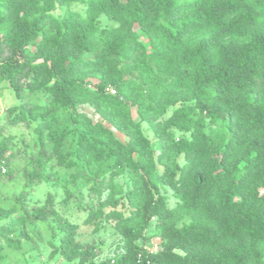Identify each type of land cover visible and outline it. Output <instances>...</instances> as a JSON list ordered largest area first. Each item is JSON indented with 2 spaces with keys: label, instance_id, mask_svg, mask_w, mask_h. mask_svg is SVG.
I'll return each mask as SVG.
<instances>
[{
  "label": "trees",
  "instance_id": "16d2710c",
  "mask_svg": "<svg viewBox=\"0 0 264 264\" xmlns=\"http://www.w3.org/2000/svg\"><path fill=\"white\" fill-rule=\"evenodd\" d=\"M0 81L36 147L25 190L0 197V264H49L44 247L64 264H264V0H0ZM56 167L71 172L58 207L27 208ZM107 225L120 246L96 262L79 228ZM150 229L156 253L138 244Z\"/></svg>",
  "mask_w": 264,
  "mask_h": 264
},
{
  "label": "rangeland",
  "instance_id": "374dc122",
  "mask_svg": "<svg viewBox=\"0 0 264 264\" xmlns=\"http://www.w3.org/2000/svg\"><path fill=\"white\" fill-rule=\"evenodd\" d=\"M72 10L82 12L83 9L81 6L73 5L71 7ZM57 13V12H56ZM101 24H108L105 19H101ZM33 104H43L45 102V98L42 94L36 93L32 96ZM15 104V99L7 87V85L0 81V127L3 129V134L1 138L10 137V143L12 147V151L16 154L15 158L12 160L10 164V169L14 174V178L11 181L6 180L5 178H0V197H11L12 195L19 194L25 190V180L23 177V169L25 167V158L30 155L35 154V136L30 129H27L23 126L10 127L7 124L6 119V110L10 106ZM80 112L88 115L94 122L99 121V117L93 113V110L89 106H82L79 108ZM133 116L135 120H137L135 111L133 110ZM142 129L147 138L150 139L151 142L154 143V138L151 134V131L147 128L145 124H142ZM115 136L121 142H125L126 138L114 131ZM74 141V130L72 127H69L68 135L65 141V151L71 149ZM57 174L55 179L50 182H42L39 185H35L32 188L31 192L27 193L26 201L24 205L27 208H30L34 205L41 204L45 198L47 193H50L54 197V202L56 207H58L59 202L65 196L64 191L66 189L65 183L69 180L70 171H66L59 167L55 168ZM70 188V187H69ZM74 191L73 188H71ZM85 189H82V192L85 193ZM169 198V204L172 206L175 202L171 193H167ZM85 202L93 205L94 202L90 198L86 197ZM79 219L77 222L80 224L84 218L83 214H79ZM73 221V219L71 218ZM80 241L88 242L92 239L98 245V257L96 262H100L104 259L112 258L117 247L120 246L119 237L112 231L111 226L107 225L102 230L97 233H92L91 229L86 228L84 226H80L79 228ZM44 237L47 236V233L43 229ZM159 239L155 235V233L150 229L146 232L145 238L143 241H140L138 244L146 245L156 244ZM50 250L47 247L41 248V261L47 262L49 264H64L63 261L59 258L49 259Z\"/></svg>",
  "mask_w": 264,
  "mask_h": 264
},
{
  "label": "built area",
  "instance_id": "2783aa9c",
  "mask_svg": "<svg viewBox=\"0 0 264 264\" xmlns=\"http://www.w3.org/2000/svg\"><path fill=\"white\" fill-rule=\"evenodd\" d=\"M106 91L112 95L114 94V90L110 87H107ZM5 173H6V168H5V166H3V163L0 162V174L3 175ZM145 249L148 253H156L157 251H159L160 248H159L158 244L156 243V244H151V245L145 247Z\"/></svg>",
  "mask_w": 264,
  "mask_h": 264
}]
</instances>
